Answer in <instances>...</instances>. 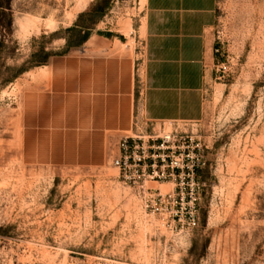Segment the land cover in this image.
<instances>
[{
	"label": "rangeland",
	"instance_id": "374dc122",
	"mask_svg": "<svg viewBox=\"0 0 264 264\" xmlns=\"http://www.w3.org/2000/svg\"><path fill=\"white\" fill-rule=\"evenodd\" d=\"M143 3L0 0V264H264V0H216L204 117L165 126L208 147L186 237L111 164L140 119Z\"/></svg>",
	"mask_w": 264,
	"mask_h": 264
},
{
	"label": "crops",
	"instance_id": "0c3cea01",
	"mask_svg": "<svg viewBox=\"0 0 264 264\" xmlns=\"http://www.w3.org/2000/svg\"><path fill=\"white\" fill-rule=\"evenodd\" d=\"M215 21L216 0H144L140 119L122 126L119 140L135 124L158 132L167 123L203 119L214 64ZM73 86L76 81L69 88ZM68 98L76 100L73 93Z\"/></svg>",
	"mask_w": 264,
	"mask_h": 264
},
{
	"label": "built area",
	"instance_id": "2783aa9c",
	"mask_svg": "<svg viewBox=\"0 0 264 264\" xmlns=\"http://www.w3.org/2000/svg\"><path fill=\"white\" fill-rule=\"evenodd\" d=\"M218 53V49L214 50ZM207 145L195 128L183 124L152 132L135 124L112 159L122 183L135 190L141 207L172 232L186 237L200 222ZM169 185L162 193L154 185Z\"/></svg>",
	"mask_w": 264,
	"mask_h": 264
},
{
	"label": "trees",
	"instance_id": "16d2710c",
	"mask_svg": "<svg viewBox=\"0 0 264 264\" xmlns=\"http://www.w3.org/2000/svg\"><path fill=\"white\" fill-rule=\"evenodd\" d=\"M94 11H96V10H94ZM82 17V14L79 16V19ZM76 27H77V25H75L74 27H72V28H70L69 30H71V31H73L74 29H76ZM86 30L87 31H85L86 33H85V37H87L88 35H89V28H86ZM71 47V45L69 44V42L67 41V44H66V47H65V49L63 50V52L62 53H66L68 50H69V48Z\"/></svg>",
	"mask_w": 264,
	"mask_h": 264
}]
</instances>
